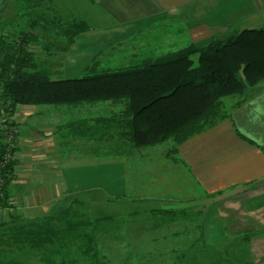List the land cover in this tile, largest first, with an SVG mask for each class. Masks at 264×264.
I'll return each instance as SVG.
<instances>
[{
	"label": "crops",
	"instance_id": "crops-1",
	"mask_svg": "<svg viewBox=\"0 0 264 264\" xmlns=\"http://www.w3.org/2000/svg\"><path fill=\"white\" fill-rule=\"evenodd\" d=\"M97 1L130 18L123 36L141 32L154 55L264 29V0ZM12 7L0 0L7 25L18 18L14 11L9 20ZM226 100L232 118L180 145V162L162 147L133 159L92 157L81 154L80 142L73 157L58 155L47 133L59 125L41 110L23 116L19 108L10 195L36 220L67 196L88 202L104 264H264V81Z\"/></svg>",
	"mask_w": 264,
	"mask_h": 264
},
{
	"label": "trees",
	"instance_id": "trees-1",
	"mask_svg": "<svg viewBox=\"0 0 264 264\" xmlns=\"http://www.w3.org/2000/svg\"><path fill=\"white\" fill-rule=\"evenodd\" d=\"M10 1L22 22L3 23L6 10H0V264H104L88 202L67 196L40 220L16 205L9 192L17 177L18 126L12 117L24 106L66 107L78 113L65 128L77 135L73 140L81 143L83 155L133 159L172 142L163 153L180 162V145L232 118L226 99L264 81V29L215 36L206 46L190 43L159 55L141 45L129 64H113L127 59L123 50L117 58L102 51L81 78L52 80L39 71L33 46L40 41L38 30L49 33L56 24L51 19L62 20L53 7L59 0ZM41 19L50 24L41 27ZM75 19L64 22L68 26L61 32L69 47L90 30ZM24 24L27 28L14 31L13 25Z\"/></svg>",
	"mask_w": 264,
	"mask_h": 264
},
{
	"label": "rangeland",
	"instance_id": "rangeland-1",
	"mask_svg": "<svg viewBox=\"0 0 264 264\" xmlns=\"http://www.w3.org/2000/svg\"><path fill=\"white\" fill-rule=\"evenodd\" d=\"M96 1L97 0L55 1L53 7L58 10V14L62 17L63 21L51 19V21L56 22V24H50V20H38L41 27L48 26V24H50L49 29L51 30H49V33L38 30L37 33L40 36V41L37 45H34L33 48L36 50L38 55L37 62L39 63V71L46 72L52 80L81 78L85 69L93 63V61L98 57V54L102 51L106 54V51H109L110 53L112 52L110 57L117 58L120 56L119 51L123 50V55H126L127 59L119 62L113 61V64H129L131 63L130 59L132 60L133 58L131 57V53L133 51L139 52L141 50V45L144 46L146 44L145 40L138 38V34L141 32L129 34L125 37L123 36L125 31L122 30H126L128 27V23L125 24V21H131L130 18L121 17L119 19L99 5V1ZM14 11H16V7L15 9L13 7L8 9L9 20L14 17ZM134 15L136 16L137 14L135 13ZM8 16L6 15V17ZM49 16L53 15L49 14ZM74 18H76L75 20L78 19V21L84 20L90 26V30L86 33H91V35H87V37L78 41L76 39V45L69 47L67 36L61 32L68 26H65L64 22L69 23L74 20ZM13 20H16L17 22L18 18ZM18 21L22 22L21 19ZM35 21H37L36 18L33 19L32 22L28 21V26L30 27L29 24H32ZM23 26L27 28V25L25 24L13 25L14 31L22 30ZM97 30L98 34H94L93 32H96ZM119 33L121 36L118 39L116 38L118 41H110L107 37H111V34L118 37ZM136 37L138 39H135ZM108 43L115 44L114 50H108ZM196 65H198L197 62ZM225 104L226 107H228L229 100H225ZM21 108L23 109L21 112L23 116L28 114L30 110L38 109L44 112L49 124L59 125L56 130L47 133L48 136H51V140L57 141L58 145L64 149L65 152L63 149L61 152V148L59 147L58 155L63 154L65 157H73L77 154L75 153V146H77L79 141L73 140L77 135L71 130L65 128V124L67 125L70 122H73L74 118H76V115L78 114L77 112L70 111L66 107L56 108L53 106H24ZM79 118L80 117L78 115V119ZM17 119L19 122V118ZM171 144L172 142H167L159 147L165 149V147Z\"/></svg>",
	"mask_w": 264,
	"mask_h": 264
},
{
	"label": "built area",
	"instance_id": "built-area-1",
	"mask_svg": "<svg viewBox=\"0 0 264 264\" xmlns=\"http://www.w3.org/2000/svg\"><path fill=\"white\" fill-rule=\"evenodd\" d=\"M15 133H16V131H15Z\"/></svg>",
	"mask_w": 264,
	"mask_h": 264
}]
</instances>
